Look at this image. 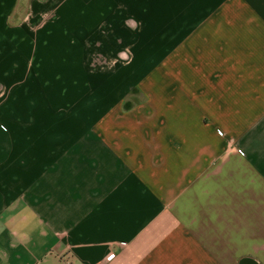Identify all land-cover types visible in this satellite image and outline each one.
Segmentation results:
<instances>
[{
  "label": "crops",
  "instance_id": "obj_1",
  "mask_svg": "<svg viewBox=\"0 0 264 264\" xmlns=\"http://www.w3.org/2000/svg\"><path fill=\"white\" fill-rule=\"evenodd\" d=\"M0 264H264V0H0Z\"/></svg>",
  "mask_w": 264,
  "mask_h": 264
},
{
  "label": "rangeland",
  "instance_id": "obj_2",
  "mask_svg": "<svg viewBox=\"0 0 264 264\" xmlns=\"http://www.w3.org/2000/svg\"><path fill=\"white\" fill-rule=\"evenodd\" d=\"M111 23L109 24V25H107V26H105V32L108 34H110L111 33V30H110V28H111ZM85 31V30H84ZM123 65H125V66H127V65H129L128 63H123Z\"/></svg>",
  "mask_w": 264,
  "mask_h": 264
},
{
  "label": "built area",
  "instance_id": "obj_3",
  "mask_svg": "<svg viewBox=\"0 0 264 264\" xmlns=\"http://www.w3.org/2000/svg\"><path fill=\"white\" fill-rule=\"evenodd\" d=\"M113 258H115V254H114V253H111V254L109 255V259H113Z\"/></svg>",
  "mask_w": 264,
  "mask_h": 264
}]
</instances>
